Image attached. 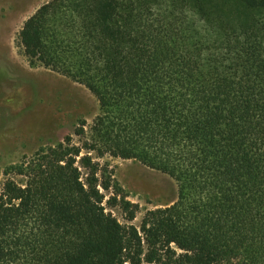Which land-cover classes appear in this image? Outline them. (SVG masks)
<instances>
[{
    "label": "trees",
    "instance_id": "obj_1",
    "mask_svg": "<svg viewBox=\"0 0 264 264\" xmlns=\"http://www.w3.org/2000/svg\"><path fill=\"white\" fill-rule=\"evenodd\" d=\"M18 39L99 112L2 170L0 264H264V0H49ZM105 156L175 199L133 224Z\"/></svg>",
    "mask_w": 264,
    "mask_h": 264
},
{
    "label": "rangeland",
    "instance_id": "obj_2",
    "mask_svg": "<svg viewBox=\"0 0 264 264\" xmlns=\"http://www.w3.org/2000/svg\"><path fill=\"white\" fill-rule=\"evenodd\" d=\"M47 1L0 0V174L40 146L72 134L80 121H85L87 130L99 112L86 87L43 66H32L24 55L18 39L21 26ZM100 162L112 171L127 198L139 205L135 225L146 209L175 199V180L159 171L111 156ZM112 212L123 222L117 209Z\"/></svg>",
    "mask_w": 264,
    "mask_h": 264
}]
</instances>
